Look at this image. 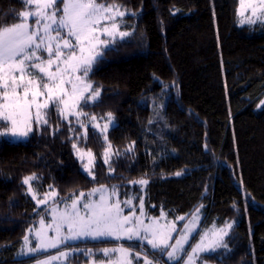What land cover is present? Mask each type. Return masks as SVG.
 Instances as JSON below:
<instances>
[{
	"label": "trees",
	"instance_id": "1",
	"mask_svg": "<svg viewBox=\"0 0 264 264\" xmlns=\"http://www.w3.org/2000/svg\"><path fill=\"white\" fill-rule=\"evenodd\" d=\"M98 2L130 12L121 24L130 35L104 49L88 73L99 98L80 109L88 113L81 121L112 113L107 141L91 126L85 138L76 117L62 119L55 107L28 139H0V264H35L51 253L16 256L26 231L46 213L22 182L33 174L38 198L55 190L56 201L67 200L105 185L116 186L120 200L137 197V205L143 197L149 217L161 211L169 219L188 217L203 205V226L235 223L228 247L200 260L264 264V107H257L264 96V25L239 22V0ZM24 8V0H0V28L17 23ZM74 142L95 157V178L81 170ZM140 179L148 184L131 183ZM118 246L142 251L139 241L111 239L54 251L79 248L66 264H86L108 260L100 250ZM143 251L152 252L145 244ZM160 264H170L165 255Z\"/></svg>",
	"mask_w": 264,
	"mask_h": 264
},
{
	"label": "snow or ice",
	"instance_id": "2",
	"mask_svg": "<svg viewBox=\"0 0 264 264\" xmlns=\"http://www.w3.org/2000/svg\"><path fill=\"white\" fill-rule=\"evenodd\" d=\"M63 4L62 10L57 7L58 0H24L28 11H21L19 23L10 27L0 28V137H11L14 139H26L33 131L34 127L39 128L41 124H48L49 110L55 107L62 119L67 120L74 115L81 128H84V137H87V127L81 116H88V113L80 111L83 103L91 100L95 102L100 95L99 90H94L93 85L86 82L81 76L75 73L82 72L83 77H87L93 63L101 52L97 50V44L107 46L114 42L115 36L121 39L130 35L128 32L119 31L121 19L117 22V17H124L126 13L120 11V5H108L100 3L98 0H59ZM241 8L245 6V0H240ZM264 5V0H260ZM34 6V9H33ZM250 6V5H249ZM255 12V9L253 10ZM62 12V14H61ZM237 15L243 16L241 9H237ZM259 17L257 18V20ZM29 20H34L33 24ZM101 20L111 22V28H103V34L111 36L112 41L101 40L97 26ZM257 20H241L240 23H256ZM54 33V34H53ZM71 85V91L68 89ZM22 92V94H21ZM89 95L85 96V93ZM264 104V102H262ZM34 110V112H33ZM108 123L101 130L105 134L107 141V129L113 123L112 113L106 114ZM97 117L92 116L95 121ZM151 123V121H150ZM98 128V125H93ZM69 131H72L70 128ZM79 139V137H77ZM73 149L83 161L84 154L78 148L77 143H73ZM111 144L105 149V163L108 164L111 156ZM131 146L127 151L131 152ZM89 157V164L84 165V170L94 177L92 168L95 166V157L89 150L86 153ZM120 155L119 152L115 153ZM110 171L112 169L110 168ZM181 173H176L180 175ZM35 174L23 178V184L29 185L28 192L36 199V194L30 182L36 180ZM134 184L146 186L147 179L131 181ZM143 190V188L141 189ZM109 190L101 186L99 189H92V193L100 192L101 197L98 202L83 203L87 209L84 216L80 215L77 205L81 202L80 197L74 199L71 208L65 210L62 215V224L67 223L69 234L60 235L62 224L57 225V237L52 240L44 239L46 234L37 233V243L30 247L25 255L35 253L47 248H56L69 240L90 238L101 240L112 238L115 240L127 239L129 241H139L142 251L136 254L137 264L141 255L144 257V264H160L161 258L166 254L168 262L180 264H197L202 253L215 252L218 248H227L224 237L228 235L231 224H226L222 229L206 231L200 242L191 246L188 253L185 245L188 244L191 233L194 229L190 225H185L181 230L179 238L173 237L172 233L177 231L173 223L170 230L162 231L158 226L145 224L140 216L145 215L144 200L140 199V216L122 215L124 209L121 202L111 203V196H118L116 186H112L109 196L106 198L104 193ZM137 197H129L123 201L124 205H131L132 200ZM46 200H38L37 207L46 204ZM198 207L193 213V223L199 219ZM53 211H56L53 209ZM166 213L161 211V217ZM176 219L183 220L184 217ZM29 232L32 229L28 230ZM25 246L32 243L29 237L24 236ZM175 239L174 244L169 241ZM208 241L205 244V241ZM152 250L151 254L143 251L144 244ZM105 257L119 252L120 260L118 264H133L129 257V249L123 247L104 248ZM92 252L89 249L85 255ZM160 253L157 257L156 253ZM184 255H181V254ZM69 253L61 252L60 256L67 257ZM186 257V258H185ZM58 257H49L48 260L38 261V264H51V260Z\"/></svg>",
	"mask_w": 264,
	"mask_h": 264
},
{
	"label": "rangeland",
	"instance_id": "3",
	"mask_svg": "<svg viewBox=\"0 0 264 264\" xmlns=\"http://www.w3.org/2000/svg\"><path fill=\"white\" fill-rule=\"evenodd\" d=\"M57 7L60 8L61 10L63 8V4L60 3L59 0H58V3H57ZM33 9H34V6H33ZM237 9H241L243 11V13H244L243 16H238L239 22L242 19L245 20V21H247L249 19L257 20L258 17H259L258 20L264 21V5H261L260 0H245V6L243 8H241V3H240V0H239ZM254 9H255V12L253 11ZM28 10L29 9H28V7L25 4V8L22 11H28ZM120 11H124L126 13V15H128L130 13V12L126 11V10L121 9V8H120ZM61 14H62V12H61ZM124 17H122V18L121 17H117V22L119 23V21L121 19H123ZM21 19L22 18H20L17 23H19ZM28 22L33 24V26H34V20H29ZM245 23H248V22H245ZM7 27H10V26H7ZM104 27H108L110 29L111 28V22L107 21V20H101L100 21V24L97 26L98 34L100 35V39L101 40L112 41L113 38L111 36H107V35L103 34V28ZM119 31H124V32L131 33L130 31H126V30L122 29L121 24H120V27H119ZM128 36H126V37H128ZM126 37H124V38H126ZM118 39H121V38H120L119 35H116L114 41H116ZM113 43L114 42H110L107 46H105L103 44H97V50L99 52H101V54H102L103 50L108 48V47H110ZM100 56H98L97 58H99ZM75 75L76 76H81L86 82H88L87 77H83V73L82 72H77V73H75ZM67 87H68L69 91H71V85H68ZM21 94H22V92H21ZM87 95H89V93L86 92L85 96H87ZM88 102H93V101L88 100ZM262 102H264V96L259 101L258 106H257L258 108L264 107V104H262ZM33 112H34V110H33ZM70 117H75V116L71 115V116H69V118ZM86 118L87 117H82V119L85 122L86 127L87 126L94 127L93 126L94 124L98 125V128L97 127H94V128L97 129L100 132H101L102 129H104L105 124L108 123V118L101 120L100 118L97 117V119L95 121H92L91 118L85 120ZM109 128L107 129V131L109 130ZM102 134L105 135L104 133H102ZM106 134H107V132H106ZM28 138H29V136L26 139H28ZM0 139H6V140L14 141V142L25 140V139H14V138H11V137H0ZM80 150L84 154L83 161H81V159L79 158V156L77 154V150H74V153H75L77 159L80 162L81 170L85 174L89 175L88 172H86L84 170V165L85 164H89V160H90V157L86 154L88 151L84 150V149H80ZM104 160H105V154H104ZM91 170H93V168ZM101 186H104V188L109 190L108 192L104 193L105 197L107 198L109 196L111 187L105 186V185L94 186L92 188H89L88 190L80 192V193H84L85 194L84 197L80 198L81 202L78 203V205H77L78 209L80 210V215L81 216H84L87 213V211H88L87 209H85L83 207V203L98 202L100 200L101 193L100 192L92 193V189H99V188H101ZM80 193L78 195L74 196L71 199H67V200L66 199H61V200H58V201H56L58 194L56 193L55 190L47 191L46 193H44V195L41 196V198H38L37 194L35 193L36 197H37V199H35L36 202L38 200H46L47 201L46 204L40 205L42 208L44 207L46 209V213H45L44 216L38 218L36 223L33 224L29 228V229H32L31 232L28 231L29 229L26 231L25 236L27 235L29 237V239L32 241V243L27 245V246H25V241L23 239L22 240V246L19 249V251L17 252L16 256L17 257H30V256H36V255H38L40 253H44V252H51L50 254H48L46 256L39 257L35 261V264H38V261L48 260L49 257H58L55 260H51V264H66L68 262V259L71 256H73L75 253L79 252L80 249L79 248H72V249H64V250H60V251H54V250L58 249L59 247H61L63 245H66V244L76 243L78 241H84V240H92L90 238L69 240V241H66L64 244L58 245L56 248H47L46 250H39V251H37L35 253H30V254H27V255L23 254V253H27L28 249L30 247L35 246V244L38 242L37 239H36L37 233L46 234V236H44V239H47V240H52V239L57 237L58 233H57L56 229H57V225L58 224H62V219L61 218H62L63 213L65 212L66 208L67 209L71 208L72 201L74 199H77L78 197H80ZM125 200H127V199H125ZM125 200H120L119 196H111V198H110V201L113 204H115L117 201L121 202V207L124 209L122 215L132 216L133 215V209H135V216H140V209H139L140 201L137 203V205L134 204L133 200H132V204L131 205H124L122 202L125 201ZM136 206H138V208H136ZM53 209H55L56 211H53ZM193 213L190 216H188V217L179 216V217H184L183 220H179V219H169L167 216L161 217V215L158 216V217H149L146 214V212H145V215L140 216V219H142L145 224H153L155 226H158L159 229L162 230V231L170 230L172 225H173V223H174L177 231L173 232L172 236L176 237V238H179V236L181 234V230L184 229L185 225H190L194 229V231L190 235L188 244L185 245V248H186L188 253L191 252L190 245L191 246H195L198 242H200L201 236L206 231H208L210 229H213L214 226L217 229H222V228H224L226 226V224H231L232 227L228 230V235L224 237V242H225L226 238L230 235V232H231V230H232V228L234 226L235 222L233 220L228 221V222L224 223L223 225H217L216 223H212L211 225L203 226L202 225V219H203V211H202V209L200 208V212L198 213L199 219L196 220L195 223H193ZM181 222H182V226H181V229H180L178 227V223H181ZM68 234H69L68 225H67V223H63L62 227L60 228V235L61 236H66ZM104 239L115 240V239H112V238H104ZM121 240L129 241L127 239H121ZM133 241H135V240H133ZM169 243L170 244H174L175 243V239L170 240ZM207 243H208V241L206 240L205 244H207ZM145 245H147L146 242H145ZM114 248L119 249L121 247L118 246V247H114ZM221 248H223V247H221ZM221 248H218L217 250H219ZM61 252L69 253V255L67 257H62V256H60ZM207 253H213V252H206V253H202V254H207ZM136 254L137 253H132L129 250V257L132 260H133V258H134V260H136ZM181 255H184V254L182 253ZM165 258L167 260L166 254H165ZM119 260H120V253L116 252V253L111 254V256L108 258V260L95 261V260L92 259L86 264H118ZM139 261H140V264H144L143 255L140 256ZM169 263L170 264H175L176 262H169ZM180 264H183V261H181ZM197 264H211V263L199 259Z\"/></svg>",
	"mask_w": 264,
	"mask_h": 264
},
{
	"label": "crops",
	"instance_id": "4",
	"mask_svg": "<svg viewBox=\"0 0 264 264\" xmlns=\"http://www.w3.org/2000/svg\"><path fill=\"white\" fill-rule=\"evenodd\" d=\"M256 23H262L264 25V21H262V20H257ZM244 24H248V23H244Z\"/></svg>",
	"mask_w": 264,
	"mask_h": 264
}]
</instances>
